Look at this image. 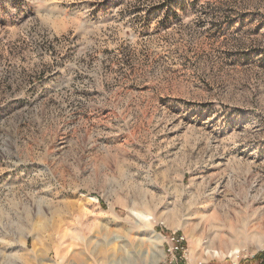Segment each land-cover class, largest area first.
Instances as JSON below:
<instances>
[{
	"label": "rangeland",
	"instance_id": "374dc122",
	"mask_svg": "<svg viewBox=\"0 0 264 264\" xmlns=\"http://www.w3.org/2000/svg\"><path fill=\"white\" fill-rule=\"evenodd\" d=\"M172 237L264 264V0H0V264Z\"/></svg>",
	"mask_w": 264,
	"mask_h": 264
},
{
	"label": "bare ground",
	"instance_id": "6f19581e",
	"mask_svg": "<svg viewBox=\"0 0 264 264\" xmlns=\"http://www.w3.org/2000/svg\"><path fill=\"white\" fill-rule=\"evenodd\" d=\"M214 216V215H213ZM200 218V217H199ZM202 223V222H201ZM204 223V222H203ZM186 228V225L183 229ZM148 230L154 234L153 235V238L154 240L156 241V243L158 244V246H160L161 248V244L164 242V237L158 235V234H155V232L153 230H151V228L149 227ZM216 230V229H215ZM192 231H190L189 233H191ZM187 233V232H186ZM185 233V235H186ZM193 234V233H192ZM188 235V234H187ZM188 236H191V235H188ZM195 237V235H193ZM193 236L189 237L190 238V241H189V252H190V255L193 257H196V255H199V254H210L211 256L213 254H217L218 256H222V257H225V256H230V257H233V254H235L234 250L227 244V240L224 239L223 235H219V236H216V241H217V246H218V251L217 253L215 252H212V251H209L207 250L206 248L207 247H204L202 251H197L195 248H196V244H197V241L199 240H196ZM234 237V236H233ZM207 251H205V250ZM147 253V252H146ZM158 254L163 258V252L161 249H159L158 251ZM201 254V255H202ZM215 256V255H214ZM210 257V256H209Z\"/></svg>",
	"mask_w": 264,
	"mask_h": 264
},
{
	"label": "built area",
	"instance_id": "2783aa9c",
	"mask_svg": "<svg viewBox=\"0 0 264 264\" xmlns=\"http://www.w3.org/2000/svg\"><path fill=\"white\" fill-rule=\"evenodd\" d=\"M171 245L168 247L167 252L171 256V263L175 262L178 264L180 259L186 258L187 250L184 249L183 242L180 239L172 237L170 239ZM237 264V263H233ZM239 264V263H238Z\"/></svg>",
	"mask_w": 264,
	"mask_h": 264
},
{
	"label": "trees",
	"instance_id": "16d2710c",
	"mask_svg": "<svg viewBox=\"0 0 264 264\" xmlns=\"http://www.w3.org/2000/svg\"><path fill=\"white\" fill-rule=\"evenodd\" d=\"M182 244L184 245V243H182ZM261 256H264V252L257 253L250 261H255ZM178 264H180V262Z\"/></svg>",
	"mask_w": 264,
	"mask_h": 264
}]
</instances>
